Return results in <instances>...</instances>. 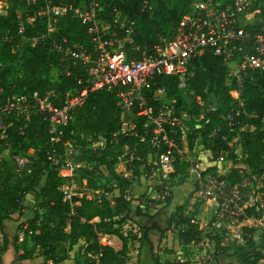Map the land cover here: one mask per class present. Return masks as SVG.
Returning a JSON list of instances; mask_svg holds the SVG:
<instances>
[{"label":"trees","instance_id":"trees-1","mask_svg":"<svg viewBox=\"0 0 264 264\" xmlns=\"http://www.w3.org/2000/svg\"><path fill=\"white\" fill-rule=\"evenodd\" d=\"M8 1L9 5L5 13H0V87L7 94H27L37 91L38 94L44 95L54 89L56 97L51 99L55 104H61L68 90L80 89L84 84L83 80L77 81L84 73V69L81 63H73L69 56L55 48L53 42L61 46L76 44L78 49L87 51L92 49V45L89 42L85 23L72 16L71 11L58 18L56 31L49 34H46L47 15H38L37 11L45 6L47 1L51 5L77 6L79 0ZM86 1L97 3L100 8L98 17L108 22L110 27L116 30L119 38H123L126 34L125 29L130 28L132 44L141 46H150L160 36H171L174 27L187 12L191 3V0ZM144 1H148L147 6H144ZM19 6H25L28 9L27 16L34 17L31 23H28L23 16L18 17ZM116 13L119 14L117 21L114 20ZM122 19L124 25L120 28ZM20 22L24 24L22 33H18ZM37 36H39L38 41L32 45L29 39ZM23 38H26V42L18 46L20 39ZM52 68H56L59 72L58 81L51 80L49 72ZM159 86H163L167 98L175 99L177 113L185 112L191 118L202 116L201 123L194 131L200 132L205 148L211 153L209 159L211 165L208 167L210 171H215L219 154L223 155L225 160L236 163L237 153L230 149L227 142L231 134L238 130V144L242 156L240 162L247 166L250 174L264 178V70L249 71L244 77L243 89L237 97H234L230 91L235 88V79L230 75L227 65L220 56L205 50L191 60L189 75L183 87L178 86L177 78L173 75L161 76L155 80V83H150L145 96L155 108L157 102L152 99V94ZM72 114L73 121L64 127L61 140L75 137L78 144L82 145L85 142L79 138L80 133L91 136L106 135L114 130L119 122L116 96L106 90L89 91L83 104L75 107ZM230 116L234 129L232 133L229 132L227 123V117ZM28 122L27 126H23L20 119H14L7 132V141L13 147L20 145L16 151L34 149L33 153L28 155L32 162L30 172L14 177L7 163L4 161L0 163V223L15 212L21 213V205H19L21 197L32 193L40 199V210H33L27 226L23 229L24 235L28 234L31 244H27L25 237L19 258L22 260L37 258L38 264H46L48 261H51V264H59L62 259L57 256L59 247L63 251L71 250L75 245H81L80 241H82L85 252H90V259L94 255L96 257L91 262L87 259V264L94 262L123 264L125 259L123 253L108 243H101L99 233L114 234L123 247L125 238L119 231L118 224L127 218H132L130 216L132 211L135 215H146L143 209L134 207L133 199H126L125 189L129 186V179L121 177L112 166L121 152L120 145H133L137 143V138L120 136L115 148L111 149L107 144L101 151L85 146L76 157L83 163L79 168V177L86 180L87 187L96 189L99 186L96 175L88 164H93L94 168L104 165L114 180L113 185L106 190L117 188L116 195L111 199L105 196L100 199L78 196L64 199L59 188L63 163L52 153L55 145L49 142L47 123L38 114H33ZM242 124L246 125V128L240 129ZM20 126L22 129L19 128ZM138 146L142 149V153L150 149L147 142L138 143ZM56 148L57 151H61L62 143H57ZM181 162L174 161V175L183 171L179 166ZM240 168L235 166L220 178L229 183L240 182L243 179ZM263 190L259 189L260 192ZM190 194L183 203L176 205L175 210L167 217L164 228L151 225L147 223L148 221L137 225L140 239L149 244L151 249L148 231L157 230L162 236L164 230L172 225L175 229L174 238L180 244L185 245L199 240L202 229L193 220V211L184 209ZM169 198L167 196L165 199L169 201ZM263 210L261 206L258 208L255 205L248 206L243 209V215L262 218ZM152 216L154 217L149 215V218H153ZM180 225L182 227L177 228ZM255 230L251 226L242 227L243 243L233 251L237 254L238 264H258V261L264 257V233L256 239ZM207 236L216 247L220 246L222 238L219 234L212 236L207 234ZM17 239L16 234L13 241L16 242ZM6 246L7 241L4 239L3 246L0 247V256L6 250ZM152 257L157 263L158 259L153 251ZM71 264H82V262L76 260Z\"/></svg>","mask_w":264,"mask_h":264},{"label":"built area","instance_id":"built-area-1","mask_svg":"<svg viewBox=\"0 0 264 264\" xmlns=\"http://www.w3.org/2000/svg\"><path fill=\"white\" fill-rule=\"evenodd\" d=\"M147 5L148 1H144V6ZM99 9L93 1L85 7L80 3L77 6L51 5L47 1L45 6L39 8L38 15H47L46 34L56 31L58 18L67 11H71L72 16L85 23L92 45L90 51L78 49L77 45L61 46L53 42L54 47L69 56L73 63H81L84 73L77 81L83 80L84 84L80 89L68 90L59 105L48 94L40 95L37 91L7 94L0 88V148L10 146L7 132L14 119L28 122L33 114H38L47 123L49 142L55 145L52 153L63 163L62 184L69 182L68 179L79 177L82 165L77 158L68 155L74 153L77 140H61L64 127L73 121L72 110L83 104L89 91L113 92L119 108L117 127L106 135H81L89 148L103 149L108 144L113 149L119 143L120 136L136 137L137 143L120 145L121 152L117 155V161L119 160V164L123 161L124 165L118 174L134 184L136 179H142L143 186L158 189L159 193H155L161 200L169 195L168 179L170 173L174 172V161L189 162L188 172L195 175L199 195L213 199L221 209L219 216L228 214L232 219L228 222L235 223L225 225L222 238L228 235L233 241L242 243V232L237 224L249 218L251 223L255 221L253 217L243 215V209L254 205L264 209L261 197L256 199L244 193L241 205L236 206L239 188L245 186L242 180L226 182L220 178L223 174L221 167L216 169L215 174H204L189 157L184 160L180 156L179 145L190 129L188 122L191 117L185 112L177 113L175 99L166 97L163 86L155 88L152 94V99L157 102L156 108L153 103L148 102L145 92L150 83H155L157 78L166 75L175 76L178 86L183 87L189 75L191 60L209 50L220 56L227 65L230 75L235 79L232 96L237 97L243 89L245 75L252 70H264V0H191L189 9L179 19L173 34L160 36L150 46L133 45L130 28L125 29L123 38H119L109 23L106 28L100 26L96 21L100 19ZM30 17V21L27 19L28 23L34 20L33 16ZM119 27L122 28L123 25ZM23 30L24 24L20 22L18 33ZM38 37L30 38L32 45L38 41ZM19 128L22 129V126ZM59 142L63 145L61 151L56 150ZM141 142H147L150 148L146 153H142L138 146ZM217 159L222 161L224 157L219 155ZM30 160L28 156H16L14 172L19 176L29 173L32 166ZM255 179L259 181V189H264L263 176H255ZM129 186L125 189V197L132 200L128 194ZM260 193L264 194V190Z\"/></svg>","mask_w":264,"mask_h":264},{"label":"rangeland","instance_id":"rangeland-1","mask_svg":"<svg viewBox=\"0 0 264 264\" xmlns=\"http://www.w3.org/2000/svg\"><path fill=\"white\" fill-rule=\"evenodd\" d=\"M79 3L85 7L86 4H88L89 2L87 3L86 0H79ZM8 5V0H0V13H5ZM17 15L18 17H25L26 20L28 19V21L31 20V17L27 16L28 9L25 8V6H19L17 8ZM118 19L119 14L116 13V15L114 16V20L116 21ZM96 21L99 23L100 26L104 28L109 26L108 22L103 21L101 19H97ZM121 25H124V19L120 21L119 26ZM29 41L31 42V39H29ZM23 42H26V38L20 39V43L18 44V46ZM18 46H16L15 49H17ZM58 74L59 72L56 70V68H52L49 72L52 81L59 80ZM0 88L3 90V92H5L2 87ZM45 94H48L49 98L56 97V92H54V89L47 91ZM230 94L234 95L232 90L230 91ZM201 118L202 116L191 118L188 122V126L190 127V129L186 133L185 138H183V140H180V156L184 160L187 159L186 157H189L188 159L191 160L192 163L198 165V170L204 174H215L216 169L221 167L223 173L222 175H225L229 172L231 168L235 166L241 167L240 172L243 175L242 181L243 183H245V186L239 188L240 192L239 196L236 198V206L241 205L242 201L245 198L242 197V194L244 193H246L247 196H251L252 198L255 197L256 199L261 197L260 201L264 204V194L259 192V181L255 179L254 174L249 173V169L247 168V166L240 162L242 156L241 149L238 144L239 131L236 130L235 132H233L234 129L233 126H231V116L230 118L227 117V123L230 126L229 132H233V134H231L230 140L227 142V144L230 146V149L232 151L237 153V160L235 163L232 160L224 159L220 161L217 159L218 163L214 172L210 171L208 168L211 165L209 160L211 158V153L208 149L205 148L200 132L198 130L196 132L194 131V129L197 128L199 123H201ZM22 123L23 126H27L29 122L22 121ZM242 128H246V125L242 124L240 129ZM249 129H252V127H249ZM81 135L85 137L86 134H79V138L83 142H85V138L81 137ZM73 138L77 140L75 137ZM222 138H224V136H222ZM84 144H77L74 153L72 155H68L71 157L73 156L74 159L78 157L79 151L82 150V148H84L85 146L89 147L87 143L85 145ZM19 147L20 145L13 147L10 144V146L6 149L3 147L0 148V163L2 161L6 162L10 172L13 174L14 177L18 176V174L14 172L15 170L13 167L16 156L21 155L23 157H27L28 155H31L34 151L33 148H27L24 152L16 151L19 149ZM97 150L101 151L102 149L99 148ZM120 162L121 164H119V160H116V162L112 165L116 173H121V169L124 165L123 161ZM181 163L179 164V166L180 168H182L183 171L177 175H174L173 172L169 175V184L167 190L169 195H167L166 193V195L170 197L169 201H167L166 199H158V195L156 194L159 193L158 189L143 186L141 184L142 179L140 178L136 179L135 184L129 183L130 188L128 189V194L135 202L133 204L134 207H140L141 209H143V212L146 215H135V212L132 211L130 215L132 218H127L118 224L119 231L125 238V243L123 247L121 241L114 234L99 233V239L101 243H108L112 245L115 249L120 250L123 253V255L125 256L123 264H163L165 260H168L167 257H170L173 263L183 262L185 264H238L236 261L237 254H235L233 251L237 248V246L242 245L243 242L239 243L238 241H233L228 235H225V238L224 236L222 238V232L225 225H228V223L235 225V223L228 222L232 220L229 218L228 214L224 216H219L221 213V209L217 206L216 203H214L213 199L203 198V196L201 197V195H199L200 193L196 185L195 175L188 172L189 162L183 161ZM88 167L92 168L96 175L97 185H99L98 188L91 189L87 187L86 180L83 178L81 179L80 177H75L73 180L68 179L69 182L72 181L70 182V184L68 181L62 184L63 177L61 176V184L59 188H68L63 190L61 189L64 199H70L71 196L94 197L95 199H100L101 197L105 196L108 199H111L113 195H116L118 193V189L114 187L110 190H106L108 187L113 185L114 180L111 177V174L109 173L108 169H106L104 165H100L99 167L94 168L93 164L89 163ZM26 174L28 173H25L23 175ZM67 183L69 186L67 185ZM189 194L190 197L188 198V202L185 204L184 209L186 211H193V220L198 223V226L202 229L199 240L196 242H191L185 245L184 247H181V252L176 253L172 248H170L172 247V244L163 246V243H166L167 239L172 240L171 237H174L173 232L175 229L173 228V225L170 228L165 229L162 236L158 234L159 232L157 230L152 229L151 231H148V236L150 237V242L152 244V250L149 244L143 242L140 239V230L138 229L137 225L143 224L144 221H148L147 223L151 225H158L160 228H164L167 217L175 210L176 205H179L185 201ZM39 203L40 199L38 197L34 196L32 193H28L24 197H21L19 201V205H21V213L18 214L17 212H15L11 216L12 219H15L17 221V227L19 226V229H17V233L22 234V238L19 239V243L12 241L13 245L7 246L8 248L12 247V249L16 253H21V246L24 244L23 240L25 237L27 239V244H31L28 234L24 235L23 229L27 226L32 216L33 210H40ZM149 215H154V217L152 216L153 218H149ZM253 221L255 223H251V218L244 219L243 222H240L237 225L238 229L241 232L243 226L254 227L256 229L255 238L257 239L261 234L264 233V210L262 212V218H254ZM20 223H22L21 226ZM180 227H182V225L178 226L177 228ZM67 228L68 227H66V229ZM2 233L0 232V247L3 246L4 241V235H2ZM207 234H210L211 236L219 234L222 238L220 246L216 247L213 241L211 243L208 242L209 236H207ZM226 241L228 242L224 244ZM80 244L81 245H75L71 250L67 251H63L62 248L59 247L57 251V256L59 258H62L59 264H71L76 260L81 261L82 264H87L88 262H91L92 259H96L95 255L92 259H90V252H85L82 241H80ZM169 249H171L170 253L167 252ZM152 251L155 254V257H157L158 259L157 263L152 257ZM87 259L88 262H86ZM51 263V261L47 262V264ZM94 264L97 263L94 262ZM258 264H264V257L258 261Z\"/></svg>","mask_w":264,"mask_h":264},{"label":"crops","instance_id":"crops-1","mask_svg":"<svg viewBox=\"0 0 264 264\" xmlns=\"http://www.w3.org/2000/svg\"><path fill=\"white\" fill-rule=\"evenodd\" d=\"M134 203L135 202L133 200V204ZM12 215L13 214H11V216ZM0 232L1 233L4 232V233H2V235H4L3 238L8 242V245L7 246L13 245L12 244L13 243L12 241H13V238L15 237L16 234L18 236V239H17L16 242L19 243V239L22 238L21 237L22 234L21 233H19V234L17 233V221L15 219H12V217L6 218V219L2 220V222L0 223ZM171 238H172V240L167 239L166 243H163V246H167L169 244H172V247H170V248H172L174 250V252H176V253L181 252L180 251V248L181 247H184L185 245H187V244H185V245L180 244L179 241L177 239H175L173 236ZM208 242L211 243L212 240H209L208 239ZM7 246H6V250L0 256V264H38V262H39L38 260L39 259L34 258L32 260H30V259H27V260L24 259V260H22V259L19 258V256H18L19 253L18 252L16 253L12 249V247L11 248H8ZM154 247H155V245H154ZM167 252L170 253L171 252V249H169ZM167 258H168V260H165L163 262V264H166L168 262H172L171 261L172 259L170 257H167Z\"/></svg>","mask_w":264,"mask_h":264}]
</instances>
